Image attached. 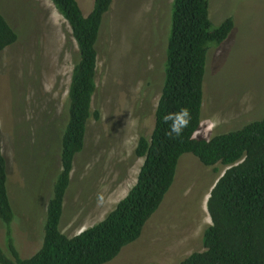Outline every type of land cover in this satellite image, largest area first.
<instances>
[{"label":"rangeland","instance_id":"rangeland-1","mask_svg":"<svg viewBox=\"0 0 264 264\" xmlns=\"http://www.w3.org/2000/svg\"><path fill=\"white\" fill-rule=\"evenodd\" d=\"M78 2L88 16L95 0ZM172 3L113 0L106 16L92 107L100 119L92 118L88 125L62 218V231L70 237L103 221L137 183L144 159L136 158L135 150L140 137H150L154 129ZM0 14L19 37L0 52V142L15 212L13 235L21 256L28 257L43 244L48 203L62 168L78 49L51 0H0ZM209 15L214 27L232 18L234 28L208 52L202 124L196 134L208 140L264 118V0H209ZM226 170L215 174L185 154L143 238L108 264H176L202 250L204 230L212 225L208 200ZM6 235L0 220L3 248Z\"/></svg>","mask_w":264,"mask_h":264},{"label":"trees","instance_id":"trees-1","mask_svg":"<svg viewBox=\"0 0 264 264\" xmlns=\"http://www.w3.org/2000/svg\"><path fill=\"white\" fill-rule=\"evenodd\" d=\"M67 21L78 52L68 92L61 143L62 168L48 203L42 246L31 256L17 249L15 212L8 188V165L0 142V220L7 226L0 264H108L143 238L145 227L163 206L181 158L191 154L204 169L226 167L208 200L212 225L204 230L202 250L176 264H264V118L215 135L196 138L202 124L204 83L211 45H221L234 28L232 18L214 27L209 0H173L167 39L165 78L150 137L141 136L135 156L144 159L137 183L103 221L70 237L63 233L65 200L72 185L76 157L84 150L88 125L100 112L92 107L97 93L100 38L113 0H95L85 16L78 0H51ZM0 14V52L18 41ZM187 109L180 136L170 137L164 117ZM220 166V167H219ZM200 175V174H197Z\"/></svg>","mask_w":264,"mask_h":264},{"label":"clouds","instance_id":"clouds-1","mask_svg":"<svg viewBox=\"0 0 264 264\" xmlns=\"http://www.w3.org/2000/svg\"><path fill=\"white\" fill-rule=\"evenodd\" d=\"M181 118L185 121L190 119L187 109H180L176 113H169L164 117V122L168 124L167 134L172 136H180L184 125L180 123Z\"/></svg>","mask_w":264,"mask_h":264},{"label":"water","instance_id":"water-1","mask_svg":"<svg viewBox=\"0 0 264 264\" xmlns=\"http://www.w3.org/2000/svg\"><path fill=\"white\" fill-rule=\"evenodd\" d=\"M225 173V172H224ZM224 173L216 180V182L214 183V186L212 187V190L214 189V187L216 186V184L218 183V181L223 177ZM211 190V191H212ZM211 195V194H210ZM208 208V207H207Z\"/></svg>","mask_w":264,"mask_h":264}]
</instances>
